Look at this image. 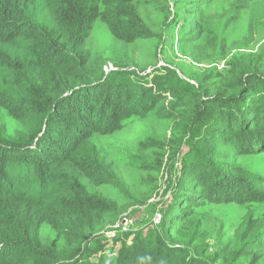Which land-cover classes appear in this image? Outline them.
I'll use <instances>...</instances> for the list:
<instances>
[{
  "label": "trees",
  "instance_id": "trees-1",
  "mask_svg": "<svg viewBox=\"0 0 264 264\" xmlns=\"http://www.w3.org/2000/svg\"><path fill=\"white\" fill-rule=\"evenodd\" d=\"M134 1L0 0V264H199L187 261L172 225L207 200L264 201L261 181L235 162L264 153L263 54L228 61L219 85L201 84L186 98L192 119L216 135L218 153L192 165L175 206L165 210L164 228L127 231L112 238L117 248L101 254L98 236L125 207L95 189L111 183L113 170L93 137L166 109L155 82L106 71L108 59L87 48L98 19L119 40L150 36ZM256 5L263 17L264 0ZM4 115L14 118L12 129ZM44 225L64 237L68 256L44 241ZM252 233L247 228L242 235L253 241L249 264H262L264 250ZM97 252V262L86 260Z\"/></svg>",
  "mask_w": 264,
  "mask_h": 264
},
{
  "label": "rangeland",
  "instance_id": "rangeland-1",
  "mask_svg": "<svg viewBox=\"0 0 264 264\" xmlns=\"http://www.w3.org/2000/svg\"><path fill=\"white\" fill-rule=\"evenodd\" d=\"M256 2L135 0L141 24L151 35L132 42L117 39L100 19L95 22L87 48L108 59L104 69L118 68L126 79L155 82V89L164 96L161 104L166 107L145 117H131L120 131L93 137L113 170L111 183L95 189L125 207L119 222L98 236L102 255L118 247L113 246L112 238L126 233L118 228L125 222L128 230L164 228L165 210L175 206L192 165L217 155L213 143L216 135L208 125L192 119L185 100L196 95L201 84L219 85L228 61L242 62L245 57L264 54V16L258 17L262 13L254 10ZM220 62L226 66L220 67ZM4 116L12 129L14 118ZM235 162L253 172L264 186V153L238 155ZM186 219L171 228L184 245L187 261L195 258L199 264H249L253 241L242 236L247 228L253 232L257 249L264 250V201L240 204L207 200L192 206ZM42 236L58 252L69 255L60 233L44 225ZM86 244L95 245V240L84 241L82 254L74 259L83 258ZM99 255L97 252L86 260L97 262Z\"/></svg>",
  "mask_w": 264,
  "mask_h": 264
},
{
  "label": "built area",
  "instance_id": "built-area-1",
  "mask_svg": "<svg viewBox=\"0 0 264 264\" xmlns=\"http://www.w3.org/2000/svg\"><path fill=\"white\" fill-rule=\"evenodd\" d=\"M219 65H220V67L223 68V67L226 66V63H224V62L221 63V62H220ZM120 218H121V217H120ZM120 218H119V220H120ZM119 220H118V222H119ZM118 222H117V223H118ZM155 223H157V222H155ZM126 224H127V222H125L124 225H122V226H120V227H118V228H120L121 230L123 229V232H127V231H131V230H133V228L128 230V229L126 228Z\"/></svg>",
  "mask_w": 264,
  "mask_h": 264
}]
</instances>
